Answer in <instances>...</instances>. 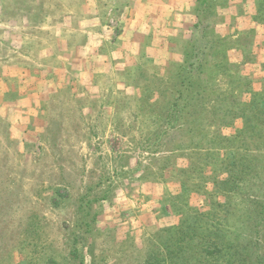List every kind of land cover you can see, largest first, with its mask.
Instances as JSON below:
<instances>
[{
	"label": "rangeland",
	"instance_id": "1",
	"mask_svg": "<svg viewBox=\"0 0 264 264\" xmlns=\"http://www.w3.org/2000/svg\"><path fill=\"white\" fill-rule=\"evenodd\" d=\"M0 264H264V0H0Z\"/></svg>",
	"mask_w": 264,
	"mask_h": 264
}]
</instances>
